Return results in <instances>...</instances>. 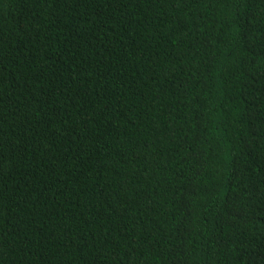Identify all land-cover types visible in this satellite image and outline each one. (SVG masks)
Segmentation results:
<instances>
[{
    "label": "trees",
    "instance_id": "16d2710c",
    "mask_svg": "<svg viewBox=\"0 0 264 264\" xmlns=\"http://www.w3.org/2000/svg\"><path fill=\"white\" fill-rule=\"evenodd\" d=\"M0 264H264V0H0Z\"/></svg>",
    "mask_w": 264,
    "mask_h": 264
}]
</instances>
